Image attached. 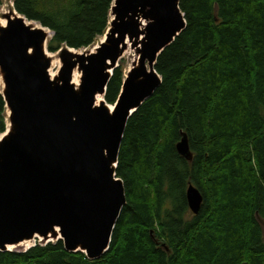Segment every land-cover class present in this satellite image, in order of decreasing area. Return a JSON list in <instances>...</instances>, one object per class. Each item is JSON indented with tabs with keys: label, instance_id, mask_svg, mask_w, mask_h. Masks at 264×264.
Returning a JSON list of instances; mask_svg holds the SVG:
<instances>
[{
	"label": "trees",
	"instance_id": "1",
	"mask_svg": "<svg viewBox=\"0 0 264 264\" xmlns=\"http://www.w3.org/2000/svg\"><path fill=\"white\" fill-rule=\"evenodd\" d=\"M114 0H13L53 34L47 49L93 46ZM3 0H0V5ZM181 33L158 56L161 84L129 118L116 174L126 204L108 251L63 241L0 250V264H264V0H180ZM125 78L115 68L104 95ZM0 85V130L7 125ZM186 134L192 158L177 150ZM192 183L203 194L189 207Z\"/></svg>",
	"mask_w": 264,
	"mask_h": 264
},
{
	"label": "water",
	"instance_id": "2",
	"mask_svg": "<svg viewBox=\"0 0 264 264\" xmlns=\"http://www.w3.org/2000/svg\"><path fill=\"white\" fill-rule=\"evenodd\" d=\"M110 15L93 48L59 49L62 65L51 76V30L16 9L3 14L0 77L9 125L0 138L2 251L62 240L66 250L94 260L109 249L126 204L116 167L128 120L161 84L158 56L186 26L180 0H114ZM128 48L137 58L116 102H97ZM177 150L192 158L186 134ZM187 199L197 214L204 199L199 187L190 183Z\"/></svg>",
	"mask_w": 264,
	"mask_h": 264
},
{
	"label": "rangeland",
	"instance_id": "3",
	"mask_svg": "<svg viewBox=\"0 0 264 264\" xmlns=\"http://www.w3.org/2000/svg\"><path fill=\"white\" fill-rule=\"evenodd\" d=\"M15 8H14V3H13V0H3V2H2V4L0 5V23L2 22L1 20L2 19H5L4 17H3V14L5 13V12H9V11H12V10H14ZM111 16V15H110ZM110 19H111V17H110ZM27 21L28 22H30V23H33V24H36V25H38V26H41V24L39 23V22H37V21H34V20H28L27 19ZM46 28V27H45ZM47 30H49L48 28H46ZM50 34H49V37H48V41H49V39L52 37V31H50L49 32ZM103 38V36H100L99 38H98V40H97V42L93 45V47L101 40ZM48 41H47V43H48ZM66 47V45H63L62 46V48H65ZM68 47V46H67ZM92 46L90 47V48H93ZM61 48V47H60ZM59 48V49H60ZM69 48H71L72 50H74V51H77V52H79L78 50H82V49H75V48H72V47H69ZM57 50V51H55V52H52V51H50V50H48V49H46V51H47V53H48V55H50L51 56V59H52V64H51V67H50V69H52L53 71H54V74H58V72H59V70H60V67H61V65H62V63H61V59H60V50ZM54 63V64H53ZM119 63H121L122 65H123V67H124V69H125V72H126V70L130 67V65L129 64H127V56H123L121 59H120V62ZM75 71H77L78 73H79V77H78V79H77V82H80V78H81V75H82V73H81V71H79L77 68L74 70V72ZM0 85H1V89L3 88V82H2V79H1V77H0ZM101 99H103L104 98V96H102V97H100ZM111 107H113V105L114 104H110V103H108ZM7 115H8V110H7ZM7 120H8V118H7ZM8 125H9V122H7V125H6V128H5V130L4 131H1L0 130V138H2V136L6 133V131H7V129H8ZM37 242H41V241H36V242H31V243H29V244H35V243H37ZM25 245V244H24ZM11 248H13V249H22V248H25V246H18V248L17 247H11Z\"/></svg>",
	"mask_w": 264,
	"mask_h": 264
},
{
	"label": "bare ground",
	"instance_id": "4",
	"mask_svg": "<svg viewBox=\"0 0 264 264\" xmlns=\"http://www.w3.org/2000/svg\"><path fill=\"white\" fill-rule=\"evenodd\" d=\"M110 17H111V16H110ZM1 21H2V22H1L2 24H5L6 19H2ZM27 22H28V21H27ZM92 47H93V46H92ZM78 51H80V50H78ZM123 56H127V64H129V65H131L132 62L137 58V55L135 54V51H134L133 49H131V48H128V49L124 52ZM123 56H122V57H123ZM53 64H54V63H53ZM49 72H50V75H51V76H54V75H55V74H54V71H53L52 69H49ZM78 77H79V73H78L77 71H75L74 74H73V82H74L75 84H78V83H79V82H77ZM100 97H102V96H100V95L97 96V102H99V101L101 100ZM29 243H31V242H29ZM29 243H26L25 245L27 246V245H29Z\"/></svg>",
	"mask_w": 264,
	"mask_h": 264
}]
</instances>
